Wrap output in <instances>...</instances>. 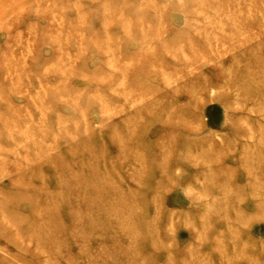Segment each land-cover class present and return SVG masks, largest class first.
<instances>
[{
	"label": "rangeland",
	"instance_id": "rangeland-1",
	"mask_svg": "<svg viewBox=\"0 0 264 264\" xmlns=\"http://www.w3.org/2000/svg\"><path fill=\"white\" fill-rule=\"evenodd\" d=\"M0 96V264H264V0H0Z\"/></svg>",
	"mask_w": 264,
	"mask_h": 264
},
{
	"label": "bare ground",
	"instance_id": "bare-ground-1",
	"mask_svg": "<svg viewBox=\"0 0 264 264\" xmlns=\"http://www.w3.org/2000/svg\"><path fill=\"white\" fill-rule=\"evenodd\" d=\"M17 78V77H16ZM17 83V82H16ZM19 88V87H18ZM1 97V96H0ZM1 99V98H0ZM2 119V118H1ZM5 125V124H4Z\"/></svg>",
	"mask_w": 264,
	"mask_h": 264
}]
</instances>
